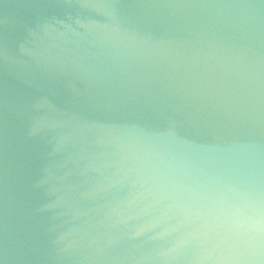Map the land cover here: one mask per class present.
Masks as SVG:
<instances>
[{
    "label": "water",
    "instance_id": "obj_1",
    "mask_svg": "<svg viewBox=\"0 0 264 264\" xmlns=\"http://www.w3.org/2000/svg\"><path fill=\"white\" fill-rule=\"evenodd\" d=\"M0 264H264V0H0Z\"/></svg>",
    "mask_w": 264,
    "mask_h": 264
}]
</instances>
